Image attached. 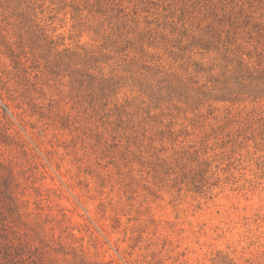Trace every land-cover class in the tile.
Masks as SVG:
<instances>
[{
  "label": "rangeland",
  "instance_id": "obj_1",
  "mask_svg": "<svg viewBox=\"0 0 264 264\" xmlns=\"http://www.w3.org/2000/svg\"><path fill=\"white\" fill-rule=\"evenodd\" d=\"M0 264H264V0H0Z\"/></svg>",
  "mask_w": 264,
  "mask_h": 264
}]
</instances>
